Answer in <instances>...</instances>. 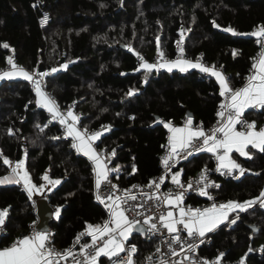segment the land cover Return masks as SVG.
<instances>
[{"label": "trees", "instance_id": "obj_1", "mask_svg": "<svg viewBox=\"0 0 264 264\" xmlns=\"http://www.w3.org/2000/svg\"><path fill=\"white\" fill-rule=\"evenodd\" d=\"M44 13L50 14V22L42 28L39 19ZM213 22L231 27L236 34L215 29ZM262 25L264 0H0V67L13 55L18 65L30 72L57 69L46 77V89L61 108L75 104L84 129L110 126L97 139V147L115 151L112 166L118 171L112 178L118 186L127 187L146 183L159 173L162 144L169 134L165 124H181L191 112L193 122L212 126L222 100L214 76L199 69H153L146 75L137 54L154 62L159 49L164 59H175V43L183 30L186 59L196 61L202 54L204 61L221 68L230 86L237 89L246 83L261 49L259 38L251 33ZM4 43L9 47L4 48ZM64 64L67 68L61 67ZM130 91L132 95H128ZM36 100L29 80L0 83V178L24 159L37 188L48 185L42 179L45 174L60 181L44 197L59 209L51 227L54 242L65 247L78 233H86L89 224L103 225L110 216L96 199L93 162L71 147L58 122ZM246 115L256 126L264 123V111L248 110ZM250 150L251 158L236 154L247 170L239 179L216 177L219 187L212 194L219 200L243 203L264 190V153ZM4 158L11 166L3 163ZM214 165L213 155L200 151L175 169H183V177L188 178ZM206 200L190 196L187 202ZM3 209L8 210V234L0 245L5 246L15 236L28 233L35 211L25 190L0 183ZM240 212L235 223H223L210 234L211 242L201 246V254L213 257L223 253L227 260L245 257L250 264H264V209ZM129 242L138 248L134 264H142L158 245L157 240L138 235Z\"/></svg>", "mask_w": 264, "mask_h": 264}, {"label": "snow or ice", "instance_id": "obj_2", "mask_svg": "<svg viewBox=\"0 0 264 264\" xmlns=\"http://www.w3.org/2000/svg\"><path fill=\"white\" fill-rule=\"evenodd\" d=\"M48 19L45 15L42 23ZM215 23V22H213ZM218 27V25H216ZM190 31V29H189ZM226 31H233L229 28ZM252 36L258 37V43L261 44V52L257 58H254L252 65L253 72L246 78V83L239 89H231L229 87L227 78L222 74L221 71L217 70L213 66H205L199 62H193L183 58V48L180 47L183 41V30L181 32V40L177 41V47L180 49V56L175 61H163L164 54L158 49V56L163 62L157 64L147 63L143 61V57L138 58L142 61L140 68L146 70V75L153 69L167 68L168 71H172L173 68H179L181 72H186L191 69H199L203 73H208L214 76L220 84V95L226 97L225 103L220 105V111L217 112V116L220 117L218 121L219 126L214 127L210 130V134L205 133L202 127H198L195 130L192 127L193 121L189 117L184 127H173L170 123L165 124L171 135L168 137V151L165 156L161 158L162 164L165 169L170 170L172 163L176 162V158L181 152L185 153L184 158L193 154V152L207 151L213 153L216 159L219 161L217 170L227 169V174H231L233 170H238L240 175H244L246 169L241 167L235 160L230 156L231 153H239L240 156L251 158L250 148L257 149L261 153H264V128L256 129L255 122H248L243 119V115L246 109L249 108H260L264 109V25L259 26L256 31L251 33ZM159 40V38H157ZM4 48H8L7 43L3 44ZM236 54L235 51L233 53ZM8 63L12 66L11 71L0 73V79L4 77L12 78L14 76L23 77L26 80L33 81L35 84V93L37 96L36 104L42 106L52 114L53 119L58 120L60 124L66 125V136L73 139L71 147L76 149L78 152L83 153L93 162V171L96 173L95 187L97 189L96 199L105 205L109 211L110 219L105 221L103 225H91L87 226L86 233L78 234L76 242H79L81 236L87 234L92 237V244L83 245L81 247V254L83 255V261H77V264H97L98 258L101 256H107L109 259L112 257L119 256V253L125 251V241L128 240L129 235L136 228L140 221L130 220L126 215V210L122 208V203H126L121 197H113L108 195L104 197L100 194L102 181H108L109 172L118 171V167L115 169H108L104 163L101 154L96 151L93 147V142L97 140L101 133L89 134L87 129L81 131L76 127L78 123V117L73 114L71 110L67 112L65 117L59 111V107L56 101L51 99L41 88V81L39 79L34 80V75L43 77L47 73H34L30 74L22 67H18L11 57L8 58ZM61 67L67 68L64 64ZM139 70V69H137ZM52 72H56L57 69H52ZM130 91L128 95H132ZM71 119L72 123H68V119ZM237 125H241L244 130H237ZM40 127V125H37ZM47 127V125H45ZM107 130V129H105ZM43 131V128H41ZM11 132V130H10ZM217 133L222 136H217ZM59 137H56L58 139ZM202 140L199 147L195 146V141ZM189 149H192L189 151ZM222 150V154H220ZM115 155V151L111 153ZM2 156V153H0ZM3 163L11 166V161L4 158ZM18 179V184H23L24 189L28 192L29 198H31L34 191H38L37 186L32 182L31 177L26 170L25 160L21 159L15 163V166L11 168ZM135 171V166H133ZM225 174V173H222ZM180 173L177 172L172 175V182L179 188L183 189L185 186L181 184L179 179ZM43 180L48 181L53 186L60 184L59 180L52 181L45 174L42 177ZM161 182L163 177L160 178ZM200 181H204L203 187L200 188L201 195H208L206 188L211 184L214 187H219L214 182L207 181V168L202 170ZM198 181V183H200ZM3 179L0 178V183ZM110 183V181H109ZM149 187L160 188V183L153 181L148 185ZM44 187L43 185L40 186ZM112 188H116V185H111ZM136 187V186H133ZM188 188L192 187L191 182L187 185ZM183 191L177 193L172 198L171 193L166 194L164 201L168 205L179 206L183 203ZM160 199V197L150 196L152 198ZM129 199L135 200V196L128 197ZM209 199H212L209 196ZM259 202L261 207H264V190L261 191L260 195L253 200L239 203L236 201H228L226 204L217 205L213 203L211 207L201 209L188 208L185 210L183 207L179 208V216H175L173 211H168L166 214L159 216V221L162 226L167 229L170 234H174L172 237L173 243H179L181 237L177 234V225H182L183 230L188 234V237H204L206 233H210L215 230L224 221L229 223H235L236 219L229 220V214L236 212L237 210L245 211L247 208ZM8 215V210H0V226L5 225V219ZM56 216L59 217V209L56 210ZM239 217L237 216V219ZM153 218L149 217L143 221L144 224L149 225L148 231L158 230L156 223H151ZM110 225H114L111 226ZM144 229L141 228V231ZM49 233L43 231L34 232L31 236H25L14 241L10 246L0 250V264H58L57 257L67 259V256L71 254L70 249L65 250L64 254L58 253L54 248L49 247ZM107 237V239H103ZM97 240H103V244L100 247H96ZM203 242V241H201ZM189 250H192L195 246L193 244L187 245ZM92 249V251H88ZM251 251V249H249ZM136 252L135 245L128 249V260L126 264H134L132 255ZM159 252V248H157ZM175 255V250H173ZM223 253L216 258L211 264H219V261L223 257ZM148 259H151L149 257ZM113 264H125L121 260H116ZM161 264H166L165 261H161ZM203 264H210L208 261H204ZM243 264V258L241 260Z\"/></svg>", "mask_w": 264, "mask_h": 264}, {"label": "built area", "instance_id": "obj_3", "mask_svg": "<svg viewBox=\"0 0 264 264\" xmlns=\"http://www.w3.org/2000/svg\"><path fill=\"white\" fill-rule=\"evenodd\" d=\"M45 15H47L48 19L46 22L42 23V20L44 19ZM49 22H50V14L49 13H44L39 19V25L42 28L47 27ZM180 40L181 39H178L177 41H180ZM177 41L175 43L176 50H177V57L175 59H177L180 56V49L177 47ZM260 46H261V44H260ZM180 47L183 48V58L186 59V57L184 55V42L183 41H182ZM260 52H261V49L257 53L255 58L258 57V54ZM10 57L12 58L14 63L17 66H19L18 60L15 58V56L11 55ZM139 57H143V56L139 55ZM198 58H199V62H201L203 65L209 66V67L212 66L209 63L204 61L202 54L199 55ZM137 59L140 63L142 62L138 58V56H137ZM143 61H145L144 57H143ZM253 63H254V61H253ZM217 69L222 70L221 68H217ZM11 70H12V66L8 63V60L3 67H0V73L11 71ZM51 70L52 69H46L42 72L35 71V72H32V74H34V73H47V75H44L43 77L34 75V80L39 79L41 81V88L44 90V92L51 99L55 100L56 104L58 105L57 99L55 98L53 93L46 89V77L53 74V72ZM252 72H253V69L251 66L249 68L248 76L251 75ZM226 77H227V75H226ZM30 83H31L32 88L35 90V84L33 83V81H30ZM233 90H235V89H233ZM225 101H226V97L222 96V100L220 101L219 105L217 106L216 112L221 110L220 105L222 103H225ZM58 107H59L60 113L62 115H64L65 117L67 116V112L69 110H71L73 112V114L78 117L74 103H71L67 107H64V108H61L59 105H58ZM251 110L256 111V112L264 111V109H260V108H251ZM50 117L53 118L51 115H50ZM188 118L189 117L183 118L181 124L185 125V122ZM220 119L221 118L218 117L217 121L212 126H206L202 122H196V123L193 122L192 127L194 130L198 127H202L203 130L205 131V133L210 134V130L212 128L219 126L218 121H220ZM243 119L248 121V122L254 121L253 119L248 118L245 112L243 115ZM55 121L58 122L59 128L62 132L64 139L70 141L72 144L74 142L73 139L71 137L66 136V125L60 124L58 120H55ZM68 123H72L70 118L68 119ZM170 124H171V126L180 125V124H176L174 122H170ZM76 125L78 126V128L81 131L85 130L80 125L79 119H78V123ZM105 129H107V130H105ZM109 129H110L109 125H103V126H100L94 130H87V132L89 134L97 133V132L104 134V133L108 132ZM237 130H244V129L241 127V125H237ZM169 136H170V134L167 135V140L162 144V152L160 154V171L157 175L152 177L146 183L136 182V183L129 185L127 187H121V186H118L114 182V180L112 178L114 171H112V172H109L108 181H102L101 188H100L99 192L104 197H107L108 195H113L114 198L115 197H121L123 200H126V203H122L121 206L123 209L126 210L125 215L130 220L140 221V223H143V221L145 219L152 217L153 219L151 220V223L157 224L158 230L148 231L149 225H146L143 223L146 226V232H145L144 238H146L148 241L157 240L158 245L152 250V252L147 256L146 260L142 264H161V261H165L166 264H203L204 261H208L211 264V262L215 261L216 258L220 254L213 256V257H210L208 255L201 254L200 248L202 245L209 244L211 242L210 234L212 232H214V230L210 233H206L205 236L202 238H200V237L190 238V237H188L187 232L185 230H183V226L177 225V228L179 230L177 234L181 237V240L179 243H173L172 237L174 234H170L167 231V229H165L159 221V216L161 214H166L168 211H173L174 215L178 217L180 207H183L185 210H187L188 208H192V209L198 208V209L203 210L204 208L211 207V205L213 203L220 205V204H226L228 202V201L219 200L215 194H212V191L217 187H214L211 184H209V186L206 188V191L208 192L207 196L200 194V188L203 187V185L205 183L204 181H200V177H201L202 170L205 168H203L202 170H200L199 172H197L194 175H190L188 178L180 179L181 184H183L185 186L183 189L179 188L176 184H174L172 182L171 174L174 171V169L180 164V162L187 159L191 155L184 158L185 153L181 152L180 155L176 158L175 163H172L170 161V164H172V167L170 168V170L165 169L163 164H162L161 158L164 157L166 152L168 151V137ZM217 136L218 137L222 136V134L217 133ZM201 143H202V140L195 141V146L199 147ZM93 147L96 148L97 152L101 154V157H102L104 163L107 165V168L108 169H114L112 166L113 155H111L110 152H107L106 150H104L102 148H98L97 147V140H95L93 142ZM191 150L192 149H189V151H191ZM196 153H198V152H193V154H196ZM14 166H15V164H14ZM241 167H243L245 169V167L243 165H241ZM206 168H207V181L214 182L216 185H217V183L215 181L216 177H225V178L232 179V180H236V179H239L241 177L238 170H233L231 174H227V169H220L218 171L217 170L218 163H215V165L213 167H206ZM222 173H225V174H222ZM161 177H163L162 182L160 179ZM109 181H110V183H109ZM153 181L160 183L159 189H156L155 187H149L148 186ZM198 181H200V183H198ZM189 182H191V184H192L191 188L187 187ZM15 185H17V186L21 187L23 190H25L22 183L18 184L16 182ZM111 185H116V188H112ZM133 186H136V187H133ZM181 191H183L184 196H183V203H181L179 206L168 205L164 201V197L166 194L171 193L172 198H174L175 195ZM95 193H97V189H96ZM27 194H28V192H27ZM153 194H155V196H157V197H160V199H156L155 197L152 199H149V197L153 196ZM130 196H135L136 199L135 200L129 199L128 197H130ZM190 196H197L200 198H206L207 200L203 203L192 204V203L187 202V199ZM209 196H211L212 199H209ZM30 199H31V202H32L33 207H34L35 214H34L33 219L28 223V233L24 236H31L34 234V232L40 231L38 229V225L41 221V218H40L38 211H37V198L32 195ZM45 200L48 202V204L50 205V207L52 208V210L54 212V216L52 219V220H54V218L56 217V210L58 208L51 203V200L48 196L45 197ZM255 207H259V208L264 209V207L260 206L259 202H257L256 204L252 205L251 207H249L247 209H252ZM240 213H241L240 210H237L236 212L230 213L229 214V220L237 219V216L239 217ZM224 223H229V221H225ZM6 224H7V218L5 219V225L0 226V241L2 240V238L4 236H6L8 234ZM111 226H114V225H110V227ZM44 232L50 234L49 242H48L49 247L54 248L56 252L64 254L65 250L70 249V251H71V254L67 256V259L62 258V256H58L56 258L58 261V264H77L78 260L82 262L84 257L81 254V247L83 245L92 244V237L90 238V240L88 242H84V240H86V238L89 236L87 234L81 236L79 242H76V238H77L78 234L85 233V232H80L77 234V236L75 237V239L73 240V242L70 245L65 246V247L64 246H58L54 242V234H53V230H52L51 225ZM24 236H15L13 238V240L8 245H5V246H10L14 241L18 240L19 238H23ZM103 239H107V237H104ZM129 240L130 239H128L127 241L124 242L125 243V251L119 253V256L112 257L111 259H109L107 256H101L98 258L97 264H113L114 261L121 260V259L126 264V262L128 260V249H130L131 246L135 245V247H136V252L132 255V258L134 255H136L138 253L137 245L135 243L129 242ZM201 241H203V242H201ZM102 244H103V240H97L96 247H100V246H102ZM188 244H193L195 247L192 250H189L187 247ZM5 246L0 245V249L2 247H5ZM157 248H159V252H157ZM173 250H175V253H176L175 255L173 254ZM88 251H92V249H88ZM149 257H151V259H148ZM242 258H243V264H250L246 260L245 257H239L235 260H227L224 258V255L221 258V260L219 261V264H241Z\"/></svg>", "mask_w": 264, "mask_h": 264}, {"label": "crops", "instance_id": "obj_4", "mask_svg": "<svg viewBox=\"0 0 264 264\" xmlns=\"http://www.w3.org/2000/svg\"><path fill=\"white\" fill-rule=\"evenodd\" d=\"M176 59H172V60H169V59H164L163 58V61H175ZM187 60H190V59H187ZM146 61V60H145ZM161 59H160V57H157V59H156V61H154V62H149V61H146L147 63H151V64H157V63H160V62H163ZM191 61H193V62H197V61H194V60H191ZM141 64V63H140ZM18 67H20V66H18ZM24 69V68H23ZM160 70H166V71H168L167 70V68H159ZM217 69V68H216ZM26 70V69H25ZM175 70H178V71H180L179 70V68H173L172 69V71H175ZM189 70H191V68L189 69ZM217 70H219V71H221L222 72V74L226 77V75H225V73L222 71V70H220V69H217ZM27 71V70H26ZM30 74H32V72H30V71H28ZM168 72H171V71H168ZM227 78V77H226ZM6 79H24L23 77H20V76H14V77H12V78H8V77H4V78H2V79H0V83L3 81V80H6ZM216 79V78H215ZM24 80H26V79H24ZM217 80V79H216ZM228 81V80H227ZM217 82H218V80H217ZM219 83V82H218ZM228 84H229V82H228ZM220 85V84H219ZM244 86V85H243ZM242 86V87H243ZM229 87L232 89V87L230 86V84H229ZM241 88V87H240ZM237 89H239V88H237ZM43 90V89H42ZM44 91V90H43ZM40 107H42V106H40ZM44 110H46L47 112H48V110L46 109V108H44V107H42ZM248 110H251V108H249V109H246L245 110V113L248 111ZM48 114H50L51 116H52V114L51 113H49L48 112ZM185 125H183V124H180V125H178V126H173V127H184ZM76 127L78 128V126L76 125ZM260 128H264V123L263 124H261L260 126H256V129L257 130H259ZM79 129V128H78ZM80 130V129H79ZM169 134L171 135V133L169 132ZM249 148L251 149V146H249ZM96 149V148H95ZM97 151V150H96ZM205 152H207V151H205ZM79 153H81V152H79ZM208 153H210V152H208ZM81 154H83V153H81ZM210 154H212L213 155V158H214V160H215V163H218V165H219V161L216 159V156L213 154V153H210ZM220 154H222V150H220ZM236 154H238L239 155V153H236V152H233V153H231L230 154V156H231V158L233 159V160H235L238 164H239V162L237 161V159H236ZM13 167H14V164H13ZM177 172H179L180 173V176H179V179H182V178H184L183 177V169H174V171L172 172V174H171V178H172V175L173 174H175V173H177ZM17 179H18V177H17V175L14 173V172H11L9 175H7V176H5L4 178H3V182H2V184H15L16 183V181H17ZM54 186L52 185V184H49L48 183V185L46 186V187H43V188H37V189H39L38 191H34V193H33V196H35V197H39V196H41L42 197V200H44L43 198H45L44 197V194H45V192L47 191V190H50L51 188H53ZM225 222V221H224ZM223 224V223H222ZM221 225V224H220ZM219 225V226H220ZM218 226V227H219ZM217 227V228H218ZM216 228V229H217ZM133 235H137V234H135L134 233V230L132 231V233L129 235V238L128 239H131L132 237H133ZM25 237V236H24ZM5 247H8V246H5ZM5 247H2L0 250H2L3 248H5Z\"/></svg>", "mask_w": 264, "mask_h": 264}, {"label": "water", "instance_id": "obj_5", "mask_svg": "<svg viewBox=\"0 0 264 264\" xmlns=\"http://www.w3.org/2000/svg\"><path fill=\"white\" fill-rule=\"evenodd\" d=\"M216 25H218V24L214 23L213 27L215 29H218L221 32H225V33L231 34V35H235L236 34L235 30H234V32L233 31H226V29H229L231 27L223 28V27H220L219 25L217 27ZM118 46L120 48H122V49H126V47L124 45L120 44ZM62 62H64V59H62ZM40 71H42V69H40ZM187 116L193 118V113L188 112ZM43 199L44 200H42V204L41 205H40V203H38V199H37V211H38V214H39V216L41 218V221H40V223L38 225V229L40 231L44 232L51 225V222H52V219H53V216H54V212H53L52 208L50 207V205L48 204V202L45 200V198H43ZM141 228H143L144 230L141 231ZM145 232H146V226L143 223L138 224L136 226V228L134 229V233L137 234L138 236L143 237V238L145 236Z\"/></svg>", "mask_w": 264, "mask_h": 264}, {"label": "rangeland", "instance_id": "obj_6", "mask_svg": "<svg viewBox=\"0 0 264 264\" xmlns=\"http://www.w3.org/2000/svg\"><path fill=\"white\" fill-rule=\"evenodd\" d=\"M3 179V178H2ZM34 193V192H33ZM33 195V194H32ZM35 197V196H34ZM38 199V203H40V205L42 204V197L39 196V197H36Z\"/></svg>", "mask_w": 264, "mask_h": 264}]
</instances>
